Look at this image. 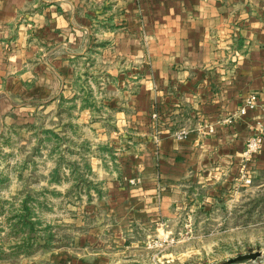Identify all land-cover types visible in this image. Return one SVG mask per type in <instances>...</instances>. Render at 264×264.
I'll use <instances>...</instances> for the list:
<instances>
[{
  "label": "crops",
  "instance_id": "0c3cea01",
  "mask_svg": "<svg viewBox=\"0 0 264 264\" xmlns=\"http://www.w3.org/2000/svg\"><path fill=\"white\" fill-rule=\"evenodd\" d=\"M250 93L257 106L241 114ZM87 95L109 99L110 128L136 129L139 142L110 141L108 122L96 128L105 137L99 146L118 147L129 164L105 172V186L82 209L91 224L78 236L81 252L66 264H89L86 257L111 264L119 251L130 259L139 248L152 253L140 264H157L152 239L176 222H208L218 210L233 212V222L214 220L222 227L258 223L264 0H0V116L32 115L43 102L63 100L89 116ZM150 113L163 120L156 138ZM181 122L185 137L175 133ZM260 125L261 149L245 155ZM90 156L83 161L92 174L101 156ZM132 177L137 183L127 182Z\"/></svg>",
  "mask_w": 264,
  "mask_h": 264
},
{
  "label": "rangeland",
  "instance_id": "374dc122",
  "mask_svg": "<svg viewBox=\"0 0 264 264\" xmlns=\"http://www.w3.org/2000/svg\"><path fill=\"white\" fill-rule=\"evenodd\" d=\"M80 84L84 82L78 86ZM99 91L97 88L98 96ZM87 97V107L95 111L89 116L75 113L71 100H63L59 105L56 101L47 105L43 102L28 116H0V264H66L70 261L81 252L77 243L79 234L91 224L82 209L95 201L96 192L105 186L109 176L105 172L113 175L122 171L125 164L128 166L123 156L117 154L118 147L99 146L105 144V137L96 128L108 122L107 138L115 144L128 141L134 148L139 142L136 129L112 130L115 116L107 113L109 99ZM112 102L115 108L122 103L120 98ZM152 114H149L150 128L156 138L163 120L156 113L154 117ZM89 124L95 125V129L89 130ZM186 126L180 123L175 132L177 137L181 130L188 133ZM91 150L101 156L100 164L95 165L96 160H93L96 169L92 174L83 161L91 160ZM72 162H76L74 166ZM131 179L126 180L135 184ZM257 198L264 201L262 193ZM202 213L195 215L202 219ZM211 214L210 221H201L196 226L192 221L174 223L170 234L166 235L172 242L151 247L159 256L157 264H264V212H258V223L252 227L244 225V220L241 226L222 227L214 220L225 218L224 222H233L229 220L233 212L218 210ZM258 250L261 254L255 259L227 262L238 254ZM128 254L130 252L119 251L111 264H140L152 253L142 248L133 251L130 259L138 261H131ZM83 262L94 264L89 257ZM106 262L104 257L96 264Z\"/></svg>",
  "mask_w": 264,
  "mask_h": 264
},
{
  "label": "built area",
  "instance_id": "2783aa9c",
  "mask_svg": "<svg viewBox=\"0 0 264 264\" xmlns=\"http://www.w3.org/2000/svg\"><path fill=\"white\" fill-rule=\"evenodd\" d=\"M257 106V95L255 93H250L247 95V97L244 99L243 105L240 107L239 109V113H244L247 109H254ZM153 117L155 116V114H152ZM262 119H264V115L262 116ZM261 129V125L258 126V132L254 133L252 136H249L246 139L245 142V149H244V154L245 155H250V154H254L260 151L261 146H262V141H263V137L261 135L260 132ZM209 131H212V128L209 127ZM187 133L186 130H181L179 132V137L180 136H185ZM138 180H130L131 183H136ZM245 181H249L248 179H246ZM172 242V238H168V236H163L160 238H156L154 240H152L151 244L149 245L150 247L153 246H161L164 243H170Z\"/></svg>",
  "mask_w": 264,
  "mask_h": 264
},
{
  "label": "water",
  "instance_id": "95a60500",
  "mask_svg": "<svg viewBox=\"0 0 264 264\" xmlns=\"http://www.w3.org/2000/svg\"><path fill=\"white\" fill-rule=\"evenodd\" d=\"M259 255H260L259 251H251V252H247V253H243V254H238L237 256L227 260V262L231 263V262L242 261V260H246V259H255Z\"/></svg>",
  "mask_w": 264,
  "mask_h": 264
},
{
  "label": "trees",
  "instance_id": "16d2710c",
  "mask_svg": "<svg viewBox=\"0 0 264 264\" xmlns=\"http://www.w3.org/2000/svg\"><path fill=\"white\" fill-rule=\"evenodd\" d=\"M55 136H57L56 134H55ZM73 163V166H74V164L76 163V162H72ZM85 167L86 168H88V165L87 164H85ZM73 168V167H72ZM72 168H71V170H72ZM75 169H76V166L74 167ZM78 168V167H77Z\"/></svg>",
  "mask_w": 264,
  "mask_h": 264
}]
</instances>
